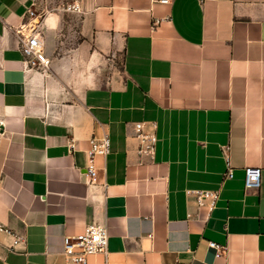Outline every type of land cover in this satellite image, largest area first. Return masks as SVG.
<instances>
[{
  "label": "crops",
  "instance_id": "0c3cea01",
  "mask_svg": "<svg viewBox=\"0 0 264 264\" xmlns=\"http://www.w3.org/2000/svg\"><path fill=\"white\" fill-rule=\"evenodd\" d=\"M35 2L0 0V221L22 238L2 239L0 264H67L64 237L93 222L109 244L88 264H264V0H81L74 22ZM30 25L47 70L25 63Z\"/></svg>",
  "mask_w": 264,
  "mask_h": 264
},
{
  "label": "built area",
  "instance_id": "2783aa9c",
  "mask_svg": "<svg viewBox=\"0 0 264 264\" xmlns=\"http://www.w3.org/2000/svg\"><path fill=\"white\" fill-rule=\"evenodd\" d=\"M162 3H169L170 0H159ZM82 9L81 0H74L72 3L64 6L68 12H80ZM31 18L37 16L36 12L29 9ZM28 33H22L20 36V48L24 56L25 63L30 68L47 70L51 65V59L44 51V41L39 32L33 25L29 26ZM136 138L139 140L138 153L153 157L157 138L153 132L147 131L145 122L135 123ZM88 175L91 181L96 177L97 170L95 166V157L98 155L106 156L110 152L111 140L109 136L90 138ZM227 171L224 178L231 179L234 177V169L230 164L228 154H226ZM262 169L260 167H246L244 177V188L246 191H257L261 186ZM187 196H193L198 206H206L212 211L219 199L220 190L211 189H186ZM5 236L13 239L12 247L22 240L13 229L9 228L0 221V243ZM109 244V233L105 226L96 222L86 226L83 233L70 236L63 239V254L67 264H88L89 257L95 254H107ZM209 246L217 250V254L222 252V247L214 242H209Z\"/></svg>",
  "mask_w": 264,
  "mask_h": 264
},
{
  "label": "rangeland",
  "instance_id": "374dc122",
  "mask_svg": "<svg viewBox=\"0 0 264 264\" xmlns=\"http://www.w3.org/2000/svg\"><path fill=\"white\" fill-rule=\"evenodd\" d=\"M38 15L50 12H57L63 15L65 22L77 21L78 16L72 12L64 10V6L72 3L74 0H35ZM71 31V30H66Z\"/></svg>",
  "mask_w": 264,
  "mask_h": 264
},
{
  "label": "water",
  "instance_id": "95a60500",
  "mask_svg": "<svg viewBox=\"0 0 264 264\" xmlns=\"http://www.w3.org/2000/svg\"><path fill=\"white\" fill-rule=\"evenodd\" d=\"M35 24H37V23L35 22Z\"/></svg>",
  "mask_w": 264,
  "mask_h": 264
}]
</instances>
